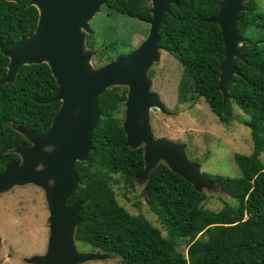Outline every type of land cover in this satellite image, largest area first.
Listing matches in <instances>:
<instances>
[{
  "label": "trees",
  "instance_id": "16d2710c",
  "mask_svg": "<svg viewBox=\"0 0 264 264\" xmlns=\"http://www.w3.org/2000/svg\"><path fill=\"white\" fill-rule=\"evenodd\" d=\"M176 1L158 34L163 51L184 69L178 102L204 98L223 123L235 118L233 106H237L249 117L243 124L251 130L254 152L235 155L239 178L203 173L224 204L218 212L203 207L215 193L199 192L161 162L140 190L166 229L165 237L144 215H132L121 206L114 190V176L119 177L117 183L123 181L137 190L136 176L143 171L145 161L143 147L125 145L127 136L118 117L128 88L112 87L99 98L103 116L95 131L94 149L86 162L75 166L80 187L69 204L82 203L76 241L116 256L117 264H264V163L260 159L264 152V28L243 25L249 40L240 50L246 61L235 59L241 76H234L228 84L229 100L225 104L219 90L225 41L221 28L206 22L219 15L224 0ZM29 2H0V39L5 47L14 46L36 30L39 11ZM150 7L149 0H110L105 6L109 13L140 21L152 18ZM249 7L257 12L256 4ZM245 17L242 14V19ZM251 28L253 31L247 34ZM96 44L97 37L89 36L88 46L96 49ZM110 48L116 47L100 46L101 60L114 59ZM8 63L0 49V80L7 74ZM57 91L47 64L23 66L14 84L0 85V173L10 164L21 162L18 149L32 146L17 131L20 126L35 132L50 129L61 103L44 102ZM180 241L188 248L186 256L177 249ZM2 242L0 236V249Z\"/></svg>",
  "mask_w": 264,
  "mask_h": 264
},
{
  "label": "water",
  "instance_id": "95a60500",
  "mask_svg": "<svg viewBox=\"0 0 264 264\" xmlns=\"http://www.w3.org/2000/svg\"><path fill=\"white\" fill-rule=\"evenodd\" d=\"M20 0H0L18 3ZM110 0H30L39 11L34 33L12 47L0 49L9 59L7 74L0 85L14 84L23 66L47 64L58 91L44 104L61 103L47 132H35L25 126L17 131L31 143L29 149H18L21 162L10 164L0 173V195L14 187L35 185L45 192L49 210L47 252L26 258L28 264H84L105 260L107 255L85 253L78 249L76 229L81 222L82 203L69 204L80 187L75 171L78 162H86L93 151L95 131L103 112L99 98L113 86L128 88L123 128L125 145L144 148L145 166L137 176L142 186L151 172L162 162L199 192H215L213 183L204 178L201 165L189 160L187 146L153 134L150 113L156 108L168 113L158 93L151 90L149 70L161 59V38L158 34L164 17L176 0H151L148 12L152 18L147 39L128 55L118 56L101 68L91 64L95 51L86 47V35L95 32L90 26L95 16ZM248 0H224L216 18L206 22L221 28L225 41L224 59L220 64L219 90L224 103L229 100L227 86L234 76H241L235 59L246 61L240 50L247 39L240 37L238 23Z\"/></svg>",
  "mask_w": 264,
  "mask_h": 264
},
{
  "label": "rangeland",
  "instance_id": "374dc122",
  "mask_svg": "<svg viewBox=\"0 0 264 264\" xmlns=\"http://www.w3.org/2000/svg\"><path fill=\"white\" fill-rule=\"evenodd\" d=\"M256 4L257 12L251 11L249 4ZM151 6V0H149ZM240 14L238 32L240 37L249 40L243 25H253L264 28V0H248L243 5ZM242 14L246 17L242 19ZM244 21V22H243ZM94 34L86 35V47L95 51L91 64L101 68L118 56L128 55L147 39L151 25L138 19L109 13L105 6L90 23ZM257 28L261 32V29ZM253 29H247L249 34ZM264 34V30L262 31ZM97 37V48L88 46V38ZM110 45L109 54L114 59L106 62L101 60L100 46ZM104 54H106L104 52ZM106 58V57H105ZM152 82L151 90L160 95L166 105L168 113L154 108L150 113V122L156 138H165L175 143L187 146L186 154L190 161L201 165L202 173L221 175L230 178L241 177V171L236 164V154L251 155L254 152V142L251 130L243 122L249 117L237 106L234 108L235 118L227 123L221 122L213 113L204 98L192 97L186 103L178 102V88L183 77L184 69L172 55L161 50V59L155 62L149 74ZM125 87V86H113ZM112 88V87H111ZM127 88V87H126ZM110 89V88H109ZM125 103L119 111L118 117L125 120ZM264 163V152L260 157ZM114 176L112 184L118 201L132 215H144L154 226L161 229L167 237L166 229L160 224L157 215L150 210L141 197V182L137 183V190L131 189ZM215 192H210L214 194ZM215 197H210L203 207L212 211H220L224 204ZM0 264H28L26 258L41 256L47 252L50 236L49 210L45 192L35 185L18 186L0 195ZM77 242V241H76ZM79 251L107 255L105 260H95L84 264H117V257L103 253L100 249L93 250L90 246L77 242ZM177 249L187 255V246L181 242Z\"/></svg>",
  "mask_w": 264,
  "mask_h": 264
},
{
  "label": "flooded vegetation",
  "instance_id": "af4514ba",
  "mask_svg": "<svg viewBox=\"0 0 264 264\" xmlns=\"http://www.w3.org/2000/svg\"><path fill=\"white\" fill-rule=\"evenodd\" d=\"M144 23H147V21H143Z\"/></svg>",
  "mask_w": 264,
  "mask_h": 264
}]
</instances>
